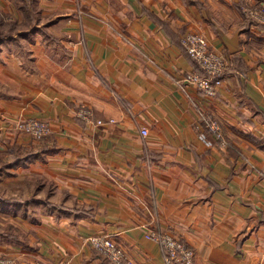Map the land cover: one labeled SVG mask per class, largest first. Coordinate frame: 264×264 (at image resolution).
Wrapping results in <instances>:
<instances>
[{
    "label": "crops",
    "instance_id": "crops-1",
    "mask_svg": "<svg viewBox=\"0 0 264 264\" xmlns=\"http://www.w3.org/2000/svg\"><path fill=\"white\" fill-rule=\"evenodd\" d=\"M242 1L0 0V120L9 124L0 161L16 174L9 188L30 197L0 205L15 204L22 212L2 218L31 231L6 254L112 264L89 244L102 234L133 264H166L145 237L157 229L199 264H264V23ZM186 32L228 62L214 97L176 84L194 68ZM83 104L90 121L77 116ZM199 109L219 121L226 146L200 137ZM17 117L46 119L51 133L17 134Z\"/></svg>",
    "mask_w": 264,
    "mask_h": 264
},
{
    "label": "built area",
    "instance_id": "built-area-1",
    "mask_svg": "<svg viewBox=\"0 0 264 264\" xmlns=\"http://www.w3.org/2000/svg\"><path fill=\"white\" fill-rule=\"evenodd\" d=\"M256 22L264 23V6L261 3H253L244 6L241 10ZM182 48L188 53L191 59L196 63L197 68L190 69L183 74V77L176 80V84L184 89L193 87L206 97H214L222 84L224 74L228 69V62L224 55L210 48L207 39L197 32H186L180 37ZM199 122L197 127L201 129L200 137L208 144L207 132L219 141L222 146L227 145V141L222 133L220 123L209 113L199 109ZM77 116L90 121L92 117L91 109L86 105H80L77 108ZM109 121H113L110 119ZM97 124H103L104 121L97 120ZM12 128L15 131L30 135L36 140H41L51 133L49 121L34 117L16 118L12 121ZM141 132L147 133V128L142 127ZM145 237L157 242L164 254L167 264H197L194 259L193 250L187 245L168 234L158 232L145 233ZM90 244L93 249L104 256L112 264H133L132 258L127 251L108 235H97L90 237ZM0 264H15L11 260L0 259ZM46 264V263H34Z\"/></svg>",
    "mask_w": 264,
    "mask_h": 264
},
{
    "label": "rangeland",
    "instance_id": "rangeland-1",
    "mask_svg": "<svg viewBox=\"0 0 264 264\" xmlns=\"http://www.w3.org/2000/svg\"><path fill=\"white\" fill-rule=\"evenodd\" d=\"M1 22V21H0ZM31 21H27L25 23H19V25H17V29L19 30H27L30 26H31ZM1 26V25H0ZM3 28H6V25H2ZM7 29H8V38H11L12 37V33L13 31H15L16 28L14 29H9V27L12 26L11 23H8L7 25ZM14 38V37H13ZM178 86V85H177ZM181 89V88H180ZM182 90H186V88L182 89ZM203 112H206L204 109H202ZM19 119L21 118H25V117H17ZM34 118H37V117H34ZM40 119H43V118H40ZM46 120V119H45ZM217 120V119H216ZM48 121V120H47ZM218 121V120H217ZM198 122H199V115H198ZM219 122V121H218ZM0 125L2 127H5V125L9 128V124H8V121L7 120H4V118H1L0 120ZM6 128V127H5ZM11 130L14 131V132H17V134H21L23 132H19V131H15L13 128H12V124H11ZM23 134H26V133H23ZM32 138V137H31ZM33 139V138H32ZM35 140V139H34ZM7 166L4 165L3 163H1L0 161V199H6L7 201H11V200H14L16 198L18 199H22V200H27L28 196H21L19 197L17 194H16V190H12L9 188V184H7L8 182H10L9 180L7 181V179H9L10 177H14L16 176V174L13 172V173H10V169L7 170ZM11 183V182H10ZM15 183V180H13L12 184ZM15 187V186H13ZM12 191V192H11ZM2 201V200H0ZM36 205H38L36 203ZM7 206V205H5ZM5 206H1L0 205V259H7V260H11L12 262H14L15 264H34V263H46V264H52V263H48V262H45L43 260H35L34 262H27V263H24L20 258L19 256L18 257H14V256H10L6 253H9V250L12 248L13 250L17 249L18 247H20V243L21 240H26L28 237H26L27 235H30L31 234V231H23L25 230V228L21 227L19 224H17L13 219H10V218H7L6 220L4 218H2V216H10L12 214H14L15 212H22V210L18 209L17 206H15V204H13L12 206H8V208H6L5 210H3V207ZM37 207H40V211L38 213L40 214H46V212H43L42 211V206H37ZM31 209H29L30 211ZM32 211V210H31ZM30 212H27V215L29 217V220L28 218H26V220L30 221V217H32L34 215V213H31ZM19 214V213H18ZM151 232H158V233H162V234H168V235H171L173 236L174 238L184 242L183 240H181L180 238H178L176 235L174 234H171L169 232H165V231H161V230H157V229H149L146 234H149ZM26 233V234H25ZM102 235V234H101ZM92 236H97V235H91L90 237ZM90 237L88 238V241H89V244H90ZM152 240V239H151ZM154 241V240H152ZM117 242V241H116ZM155 242V241H154ZM119 243V242H117ZM157 243V242H156ZM187 247L191 250H193L186 242H184ZM120 244V243H119ZM158 244V243H157ZM91 245V244H90ZM121 245V244H120ZM159 245V244H158ZM27 246V245H26ZM160 246V245H159ZM92 247V245H91ZM123 247V246H122ZM93 248V247H92ZM161 248V247H160ZM5 249V251H4ZM18 250V249H17ZM94 250V249H93ZM162 251V249H161ZM194 252V250H193ZM98 253V252H97ZM163 253V251H162ZM128 254V252H127ZM101 255V254H100ZM129 255V254H128ZM163 258H164V254H163ZM194 259H195V252H194ZM165 261V259H164ZM196 261V259H195ZM166 263V262H165ZM197 264H199L197 261H196ZM167 264V263H166Z\"/></svg>",
    "mask_w": 264,
    "mask_h": 264
},
{
    "label": "trees",
    "instance_id": "trees-1",
    "mask_svg": "<svg viewBox=\"0 0 264 264\" xmlns=\"http://www.w3.org/2000/svg\"><path fill=\"white\" fill-rule=\"evenodd\" d=\"M244 6H248L247 2H245V0L242 1L241 5H239V9L242 10V8ZM19 8H21L22 10H24V5L19 3ZM13 24V23H11ZM9 29H13V26L9 27ZM194 67L197 68L196 63L193 61ZM16 152V150H14ZM28 152H25L23 155L27 156ZM16 156L19 157L18 153H16Z\"/></svg>",
    "mask_w": 264,
    "mask_h": 264
}]
</instances>
